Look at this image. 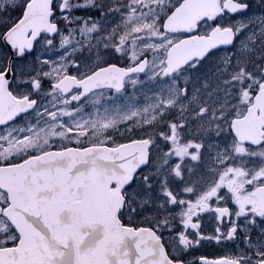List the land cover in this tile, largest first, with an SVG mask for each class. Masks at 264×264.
Segmentation results:
<instances>
[{"label": "snow or ice", "instance_id": "obj_1", "mask_svg": "<svg viewBox=\"0 0 264 264\" xmlns=\"http://www.w3.org/2000/svg\"><path fill=\"white\" fill-rule=\"evenodd\" d=\"M0 264H264V0H0Z\"/></svg>", "mask_w": 264, "mask_h": 264}]
</instances>
